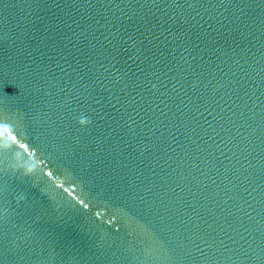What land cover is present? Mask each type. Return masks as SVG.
I'll use <instances>...</instances> for the list:
<instances>
[{
    "label": "water",
    "instance_id": "obj_1",
    "mask_svg": "<svg viewBox=\"0 0 264 264\" xmlns=\"http://www.w3.org/2000/svg\"><path fill=\"white\" fill-rule=\"evenodd\" d=\"M0 264H264V0H0Z\"/></svg>",
    "mask_w": 264,
    "mask_h": 264
},
{
    "label": "clouds",
    "instance_id": "obj_2",
    "mask_svg": "<svg viewBox=\"0 0 264 264\" xmlns=\"http://www.w3.org/2000/svg\"><path fill=\"white\" fill-rule=\"evenodd\" d=\"M78 123L81 127H85L90 123V120H88L87 118L81 117L78 120ZM15 171L19 173L21 179L32 178V177H36L39 175V168L37 165H34V164H26L22 167L15 169ZM24 198H25L24 195L20 196L21 201L24 200Z\"/></svg>",
    "mask_w": 264,
    "mask_h": 264
}]
</instances>
